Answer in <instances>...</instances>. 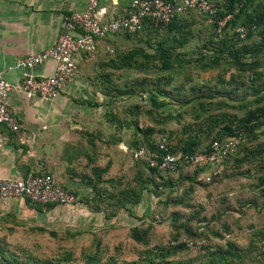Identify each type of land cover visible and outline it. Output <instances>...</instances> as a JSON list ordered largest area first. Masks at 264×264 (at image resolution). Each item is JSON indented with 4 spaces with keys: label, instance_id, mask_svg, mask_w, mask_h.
<instances>
[{
    "label": "trees",
    "instance_id": "obj_1",
    "mask_svg": "<svg viewBox=\"0 0 264 264\" xmlns=\"http://www.w3.org/2000/svg\"><path fill=\"white\" fill-rule=\"evenodd\" d=\"M210 1L216 7L217 18L232 13L231 19L226 22L220 34L216 31V24L208 22V14L188 10L173 18L161 29H154L152 25H148L141 31V33L157 34L156 36L160 34V39L157 37L154 43H148L150 51L141 47L119 51L116 47L112 56L96 62L95 55L100 46L105 50L110 48L107 51L112 52L113 49L108 46V41L120 36L131 39L139 35L123 32L104 38L93 53L81 52L86 56H94L93 67L97 72L95 85L99 92L107 97L106 102L102 104L107 109L104 115L106 121L102 124L104 128L90 132L91 138L88 142L95 145L98 140L100 149L103 145L109 151H113L114 155L123 157L120 164L141 163L145 172L149 174L145 178V183L139 182L137 187L130 189H119L116 196L109 193L110 189L99 187L105 180L103 174L110 168L113 159L110 158L111 153L107 151L105 154H108V161L104 165L100 164L101 166L97 164L101 150L97 153L96 146L94 157L97 161L95 160L90 169L93 175L81 176V180L83 179L81 183L86 182L90 187V191H87L89 193L85 192L86 199H79L75 192L67 185L58 183L48 171L32 172V174L51 175L55 183L73 193L77 201L85 203L94 212L103 213L104 219H111L119 211H128L130 208L127 205L139 203L144 190L157 194L159 188L177 187L178 181L182 179L188 180L191 184L197 180L199 173H204V168L183 165L173 171L151 167L143 161L132 158L134 149L143 147L146 151L153 152L157 158L165 154L208 151L212 141L232 136L238 130L245 131L244 141L238 144L233 153L224 158L223 167L218 175L212 176L210 180L200 181L202 186L195 188L194 193L198 188L203 189L199 191L205 194L203 198L194 195L193 198L190 197L188 204L182 203L181 199L175 201L172 199L173 207L169 213L171 220H168L170 221L168 226L171 227V221H182L185 218L191 228L187 225L182 228L180 225L174 231L169 243L164 244L161 241V234H157L155 230L156 226L141 219L139 223L125 230L127 237L125 240L131 241L134 244L133 248L125 247L124 240L107 236L109 229L113 227L101 228L98 232L90 233L92 237L82 244L77 256L71 251L68 252L69 255L64 257L66 264H264V142L256 141L259 143L251 145L250 143L256 138L246 140L248 133L255 136L254 132L264 126V71L259 70L263 66L259 54L264 53V0ZM254 2L256 4L252 7ZM193 13L201 15L203 22L207 23V29H191L198 28L196 25L192 27V20H187L189 14ZM239 26L247 29L244 37H240L236 31ZM255 32L262 38V43L249 46L248 40ZM191 39L195 40L193 41L195 45L198 41H202V46L196 48L207 47L206 52H202L194 59L184 56L187 53L184 47L191 43H188ZM102 50L103 48L100 51ZM224 66L240 71V94L250 87L253 90L251 97L240 96V108L243 109L240 117L225 112L214 113L210 110V105L215 102L214 95L223 93L222 90H218V84L234 81L233 73H230L229 77L216 73L208 77L206 75L202 80H199L198 74L178 76L181 72L190 71L191 68H195L198 72L211 70L219 72ZM131 69L143 72L153 70L152 73L145 74L138 80V94L143 102L146 101L147 95L148 102L126 106L122 111L124 116L121 117V111L116 107V97L132 93L133 88H130L132 83L125 82L119 87L114 81L117 77H121L116 75L119 74L118 72ZM177 77L182 80L180 86L176 85ZM247 80H250V83ZM103 81L105 84L100 86L98 82ZM190 81L203 82V84L189 86L191 89L189 90L187 85ZM181 89L184 98L173 93L182 94ZM186 89L188 91L185 92ZM219 97L223 99V96ZM168 106L170 109H166ZM187 106H189L188 111H184ZM185 112L190 116L189 122L182 123L180 129L169 125L170 122H183ZM225 117H228V124H220L219 122ZM234 121L236 125L233 126ZM112 124L115 125L113 132L116 136L108 137L105 131L108 133ZM125 130L127 133L124 135ZM159 132L166 133L172 141L159 135ZM212 134L213 137L207 140ZM122 141L127 147L128 161L124 159L126 152L122 153L118 148V144ZM162 141L163 147L160 146ZM237 167H240V171H237ZM184 168H192L193 175L187 174L184 170L183 173L186 175L178 177L176 172L179 173ZM29 173L31 172L23 176ZM191 190L193 191L192 186H189V191ZM112 197L114 199L110 201ZM102 204L113 210L106 213L101 207ZM53 205L49 204L47 207ZM185 206L192 209L189 217L182 210ZM185 239L193 243L203 241L204 244L194 250L185 243ZM134 250L137 252L135 253ZM101 251H106V255ZM4 261L11 259L3 257L0 259V264L5 263Z\"/></svg>",
    "mask_w": 264,
    "mask_h": 264
},
{
    "label": "crops",
    "instance_id": "obj_2",
    "mask_svg": "<svg viewBox=\"0 0 264 264\" xmlns=\"http://www.w3.org/2000/svg\"><path fill=\"white\" fill-rule=\"evenodd\" d=\"M108 14L123 13L131 0H98ZM88 0H0V69L4 78L15 82L20 72L12 67L30 53L44 50L55 42L63 14L84 10ZM77 69L66 88L54 99L43 101L35 94L14 89L8 99L9 110L17 117L20 131L14 133L0 125V177H21L28 172H50L62 184L78 185L80 166L91 169L97 160L95 146L88 142L90 132L101 130L103 107L95 76L94 56H75ZM54 61L46 60L33 68L36 75H50ZM127 148V147H126ZM96 160V161H95ZM79 181V183L76 182ZM29 217H23L22 214ZM83 202L46 208L28 199L0 202L1 264H49L69 251L78 255L82 244L98 232L105 220ZM109 225V224H108ZM197 249V248H194Z\"/></svg>",
    "mask_w": 264,
    "mask_h": 264
},
{
    "label": "built area",
    "instance_id": "obj_3",
    "mask_svg": "<svg viewBox=\"0 0 264 264\" xmlns=\"http://www.w3.org/2000/svg\"><path fill=\"white\" fill-rule=\"evenodd\" d=\"M221 1V0H219ZM188 10H197L208 14V22L216 24L220 34L232 13L222 18L216 17V7L210 0H131L127 9L119 14H108L99 5L98 0H88L84 10H72L62 15L60 32L50 47L30 53L17 60L12 67L19 70L20 77L15 82L7 81L0 69V125L9 131H20L17 117L8 108V99L14 89L35 94L43 101L57 97L72 80L76 73L75 56L81 52L93 53L97 45L107 37L118 33L131 32L139 34L148 25L161 29L173 18ZM236 31L244 37L247 29L239 26ZM54 61L50 75H36L33 68L46 60ZM246 133L238 130L234 135L215 139L208 151L165 154L160 158L146 151L143 147L132 151V158L143 161L160 170H176L180 166L204 168L205 180L218 175L224 158L233 153L238 144L244 141ZM163 147V141L160 142ZM28 199L31 204L42 208L49 204L71 205L78 202L75 195L58 186L49 174H32L21 177H0V202L12 199ZM191 248H199L203 241L193 243L185 239Z\"/></svg>",
    "mask_w": 264,
    "mask_h": 264
},
{
    "label": "rangeland",
    "instance_id": "obj_4",
    "mask_svg": "<svg viewBox=\"0 0 264 264\" xmlns=\"http://www.w3.org/2000/svg\"><path fill=\"white\" fill-rule=\"evenodd\" d=\"M256 4V2H254V4L252 5V7H254V5ZM187 15V14H186ZM190 16L187 18V20H192L193 25H196L198 28L193 27L191 29H207V23L203 22L202 18L200 17L201 15L193 13V14H189ZM157 34H150L147 32H140L139 35L131 37V39H125L124 37L120 36L117 38H114L112 41H108L107 44L109 47H112L113 51L112 52H108L107 50H110V48H105L100 46L98 49V52L95 55V59L96 62L101 59H107L110 56H112L115 52V49L117 47V50L119 51H128L130 49H134L137 47H141L144 48L147 51H150V48L148 46V43H154L159 37L156 36ZM162 36V35H161ZM196 38L198 39L197 34H195ZM158 37V38H157ZM203 37V36H202ZM160 39V38H159ZM193 39H191L188 43L187 46L184 47V49H187L185 53V57L186 58H190V59H194L200 56V54L202 52H206L207 51V47H202V49L200 48H196L199 46H202V41H198V44H193ZM248 45H258L262 43V38H260V35H258L257 32L253 33L252 37L248 40ZM103 48L102 51H100ZM198 49V50H197ZM107 51V52H106ZM140 59V58H138ZM259 59L261 60V62L263 63V66L261 68H259V70H263L264 71V53L259 54ZM148 64H150V62H148ZM153 70L150 69L149 70H144L140 71L137 69H131L129 71H124V72H118L119 74L116 75H121V77H117L116 81H114V84H116L117 86L119 85V87H122L124 85L125 82L127 83H132L130 85V88H133V92L132 93H128V94H123V95H118L116 97V107L119 108V110L121 111V117L124 116V113L122 112L123 109L127 106L129 107L131 104H135V103H145L148 102V96L146 95L145 97V102H143L141 100V96L138 94V80H140L143 75H148L150 73H152ZM224 74L225 77H229L230 73H233V76H235L234 81L231 82H223L218 84V90H222L223 93L221 95L219 94H215V102L212 105H210V110L220 113V112H225L227 114H233V115H237V117H240L243 113V109L240 108V96L243 95H249L250 97L253 95V90L250 87L248 90L244 91V93H242L243 91H241L240 94V71L235 70L233 67L230 66H224L222 68L219 69V72H217V70H211V71H206V72H198L195 70V68H191L190 71H185V72H181L178 76H192L194 74H198L197 76H199V80L204 79L207 75L211 76L213 74ZM177 77V83L176 85H181L182 84V80H180L181 78ZM188 79V77L186 78ZM180 80V81H179ZM187 81V80H186ZM248 82L250 80H247ZM250 83V82H249ZM98 84L101 86L102 84H105V81L98 82ZM201 85L203 84V82H192L190 81L189 84L187 85L188 89L189 86L194 87L195 85ZM183 87V85H182ZM191 90V89H189ZM130 91V90H129ZM182 91V89L180 90ZM188 91L187 89L185 90V92ZM257 92V91H256ZM175 95H177L178 97L184 98L183 96V91L182 94H178L176 92H173ZM181 93V92H180ZM191 93V92H190ZM259 93V92H258ZM147 94V92H146ZM219 96H223L221 99ZM247 97V96H246ZM99 101H104L105 99H107V97H105L104 95H100L99 96ZM249 99V98H248ZM223 101V102H222ZM223 103V104H221ZM147 105V104H145ZM105 106V105H104ZM102 107L96 110L97 111V115L99 116V119L101 121V124L105 123L106 119H105V110L107 111L106 107ZM131 107V106H130ZM188 107L187 109L184 111H188ZM166 109H170L169 106L166 107ZM183 122H170L169 125H171L173 128H181L182 123L184 122H189L190 121V116L189 114H187L185 112V119L182 120ZM228 117H225L221 122H219L220 124H228ZM232 125H236V122H232ZM222 127V126H221ZM115 130V125H111L110 127V134L107 133V131H105V134L108 135V137H111V135L116 136L115 133L113 132ZM127 133V131H124V135ZM162 132H159L158 134L160 135ZM256 135L252 136L254 134L248 133L247 135V141L251 140V139H255L253 140V142H251V145H256L259 142L256 141H260V142H264V126L259 129L256 130V132H254ZM214 134V133H213ZM213 134L211 136L208 137L207 140H209L211 137H213ZM163 136H165L169 141H172L171 138H169L166 133L161 134ZM255 137V138H254ZM122 141L118 144V148L121 149L122 153H125L127 148H126V144ZM201 145H203V143H201ZM200 145V146H201ZM101 152L100 154V158L97 161V164H101L104 165L107 161H108V154H105L107 151L112 155V157H110L111 159H113V163H111L110 168L107 170V172H105L103 174V178L105 180H103L102 184L99 187L102 188H106V189H110L111 192L109 193H113L114 196L117 195V192L119 189H130L132 187H137V185L140 183H145V178H147L149 176L148 173H146L145 168L143 167V165H141V163L136 162L134 164V162H127L129 155L128 152L125 153V158L127 161L126 165L125 164H120L122 162H120V160L123 157H120L118 154L114 155L115 153L113 151H109L105 146L102 145V149H100ZM124 155V154H123ZM115 163H117V165H115ZM124 163V162H123ZM100 165V166H101ZM133 166V169H131V167ZM231 166V165H229ZM227 166V167H229ZM248 166V165H246ZM81 169H78L77 173H81V176L84 175H93L92 170H89L88 168L85 169L83 166H80ZM237 171H240V167H237ZM255 168H256V162H255ZM236 169V168H234ZM144 170V171H143ZM187 171V174L193 175V169L192 168H184L182 171L176 172V175H178V177H184L186 174L183 173V171ZM90 173V174H89ZM166 173H163V175H165ZM181 174V176H180ZM204 175L203 174H198L197 175V180L191 184H189L190 182L188 180L182 179L180 181H178V185L177 187L174 188H170V187H163L162 189L159 188L156 192H151V191H147L144 190V192L141 195V199L140 202L135 204V205H127L129 206V210H125V211H119L118 214H116L115 217L111 218V220L113 222L108 223V221L110 219H104V215L103 213L96 215V217H101L102 219V226L104 224H107L106 226L104 225L102 228H106V227H113L112 229H109V232L107 234L108 237L114 238V239H121V241L124 240V244L125 247H132L134 246V244L131 241H127L125 240L127 237H125V230L128 229V227L135 225L136 223H139V220H145L147 223H151L153 224V226L155 227V230L157 232V234H161V241L164 244L169 243V241L172 239L173 237V233L176 230L177 227H184V225L189 226V228H191L189 222H187V220L185 218L182 219V221L180 220H174L171 221V227L168 226V223L171 220L169 218V213L172 211L171 208L172 206V199H181L182 203L188 204L190 197L193 198V196L195 195L196 197L199 198H203L205 196L204 193L199 192L200 190H203L201 188L197 189V192L194 193L195 188L202 186L200 181H204ZM77 183H79V181L76 180ZM100 184V183H99ZM189 186H192L193 191L191 190V192L189 191ZM69 189L72 190L73 192H75L77 194V196L79 197V199H86L85 197V192L90 191V187H88L86 185V182L83 183H79L78 185H71L69 186ZM113 189H116L113 190ZM115 191V192H114ZM89 193V192H87ZM171 198L170 200L166 201L165 199ZM114 199V197H112L110 199V201H112ZM263 200V199H260ZM170 204V205H169ZM171 206V207H170ZM41 207V206H40ZM105 212H110L113 209L110 208L107 205H103L101 206ZM180 207V206H177ZM46 208V207H45ZM194 209V208H193ZM184 213L186 215H188V217L191 214L192 209L188 208V206H185L183 209ZM21 216L23 217H29V215L26 214H22ZM103 219L105 220L104 224H103ZM193 226V225H192ZM120 230V231H119ZM181 231V230H180ZM183 236V235H182ZM183 237H188V236H183ZM104 244V243H103ZM107 244V243H106ZM111 245H108V247ZM131 248V249H132ZM130 249V250H131ZM195 250V249H194ZM103 252L104 255H106V251H101ZM134 252L136 253L137 250H134ZM60 260L61 258L57 257V258H52L49 260H46L47 263L49 264H60Z\"/></svg>",
    "mask_w": 264,
    "mask_h": 264
}]
</instances>
